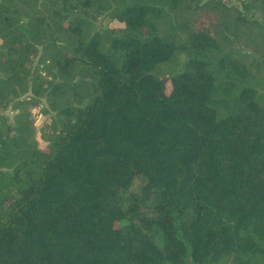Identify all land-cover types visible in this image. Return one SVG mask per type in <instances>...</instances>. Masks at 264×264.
Wrapping results in <instances>:
<instances>
[{
  "label": "trees",
  "instance_id": "trees-1",
  "mask_svg": "<svg viewBox=\"0 0 264 264\" xmlns=\"http://www.w3.org/2000/svg\"><path fill=\"white\" fill-rule=\"evenodd\" d=\"M226 262L264 264V0H0V264Z\"/></svg>",
  "mask_w": 264,
  "mask_h": 264
},
{
  "label": "rangeland",
  "instance_id": "rangeland-1",
  "mask_svg": "<svg viewBox=\"0 0 264 264\" xmlns=\"http://www.w3.org/2000/svg\"><path fill=\"white\" fill-rule=\"evenodd\" d=\"M237 3H238L237 1L233 2V4H237ZM253 13L255 15H260V13H258L256 11H254ZM101 23L103 24V22H101ZM34 118H35L36 127H38V128L41 127L47 119V117L44 114H42L41 112H38V111L35 112ZM42 146H44V143L42 144ZM226 264H228V263L226 262Z\"/></svg>",
  "mask_w": 264,
  "mask_h": 264
}]
</instances>
